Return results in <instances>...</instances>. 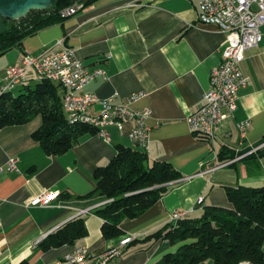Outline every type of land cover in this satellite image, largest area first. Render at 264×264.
<instances>
[{
  "label": "crops",
  "instance_id": "crops-1",
  "mask_svg": "<svg viewBox=\"0 0 264 264\" xmlns=\"http://www.w3.org/2000/svg\"><path fill=\"white\" fill-rule=\"evenodd\" d=\"M200 1L146 0L143 6L128 9L124 0H97L0 56L1 77L24 54L59 50L54 44L63 40L89 70L101 68L106 73L105 80L90 82L86 91L115 103L131 93H143L133 107L150 111L147 156L151 162L169 163L181 175L143 215L121 223L122 236L105 239L103 221L95 211L106 201L86 196L95 187L93 172L113 159L118 145L136 148L127 137L132 124L125 123L123 135L109 127V142L86 134L57 156L46 154L31 137L41 125L39 116L23 125L5 126L0 129V264H57L76 246L88 249L86 264H98L101 254L128 237L131 241L108 264H155L177 247L143 239L171 223L174 212L197 216L205 206L230 208L227 187L264 185V154L258 151L264 147V25L261 43L248 50L241 63L247 84L238 92L233 117L222 120L213 143L189 130L187 118L202 104L209 71L221 63L225 47L224 33L197 23ZM27 77L26 85L14 90L17 95L38 82L32 70ZM245 121L249 126L241 137L237 124ZM224 149L239 154L219 161L218 153ZM11 159L17 171L8 170ZM44 193L61 196L46 207L33 206ZM199 197L203 201L197 205ZM77 219L86 230L83 238L41 249L47 236Z\"/></svg>",
  "mask_w": 264,
  "mask_h": 264
},
{
  "label": "trees",
  "instance_id": "trees-1",
  "mask_svg": "<svg viewBox=\"0 0 264 264\" xmlns=\"http://www.w3.org/2000/svg\"><path fill=\"white\" fill-rule=\"evenodd\" d=\"M97 0H53L45 11H31L27 16L12 21L1 19L0 56L19 47L22 41L39 30L61 22L60 12L74 4L85 7ZM41 125L31 137L48 155H61L76 145L86 134L97 129L85 124H69L64 115L60 87L50 81L37 82L22 93L0 92V129L23 125L35 117ZM264 144V138H263ZM257 147V146H256ZM259 154H264V147ZM239 153L224 149L219 161L231 160ZM181 175L169 163L151 162L146 152L124 145L116 147V155L106 165L93 172L95 187L86 197L98 196L106 203L95 212L102 219L105 239L120 237L126 219H136L160 200L170 189L169 183ZM61 195H57L56 199ZM230 208L205 206L197 216L189 214L176 223L166 224L143 241H166L176 246L173 253L164 255L155 264H240L264 262V185L258 187H227ZM86 234L77 219L47 236L42 250L75 243ZM134 242V241H132Z\"/></svg>",
  "mask_w": 264,
  "mask_h": 264
},
{
  "label": "built area",
  "instance_id": "built-area-1",
  "mask_svg": "<svg viewBox=\"0 0 264 264\" xmlns=\"http://www.w3.org/2000/svg\"><path fill=\"white\" fill-rule=\"evenodd\" d=\"M146 0H124L123 6L128 9L138 8ZM86 7L82 3H74L60 12L61 18L75 16ZM197 23L211 25L225 34V47L222 61L209 71V88L202 95L199 109L187 118L191 133L215 140V132L222 120L233 117L237 108L238 92L247 84V78L241 71V63L248 50L258 46L262 41L261 27L264 25V0H202L198 4ZM54 46L59 50L45 49L37 55L24 54L18 64L8 66L0 77V88H23L30 70L35 79H46L62 89L61 104H65V114L70 119L94 118V114L106 113L122 115V123L105 124L98 122L97 135L109 142L108 128L114 127L123 135L126 122L132 124L127 137L135 146H143L149 150V131L146 120L149 109H136L133 105L143 97L142 92H134L126 96L121 103L111 99H100L94 93L85 90L95 80L106 79L101 68L89 70L78 59L74 51L66 47L63 40ZM98 107L97 110H93ZM249 122L237 124L241 137L244 136ZM9 171H17L15 160H9ZM54 193H44L35 198L33 206L46 207L56 199ZM199 197L197 205L202 204ZM188 215V212L176 211L172 215V223ZM131 241L125 238L120 245L100 255L98 264L108 262L120 254L122 248ZM89 251L85 246H76L65 254L57 264H86Z\"/></svg>",
  "mask_w": 264,
  "mask_h": 264
},
{
  "label": "water",
  "instance_id": "water-1",
  "mask_svg": "<svg viewBox=\"0 0 264 264\" xmlns=\"http://www.w3.org/2000/svg\"><path fill=\"white\" fill-rule=\"evenodd\" d=\"M52 6L53 0H0V18L15 21L31 11H45Z\"/></svg>",
  "mask_w": 264,
  "mask_h": 264
},
{
  "label": "bare ground",
  "instance_id": "bare-ground-1",
  "mask_svg": "<svg viewBox=\"0 0 264 264\" xmlns=\"http://www.w3.org/2000/svg\"><path fill=\"white\" fill-rule=\"evenodd\" d=\"M46 79H36L38 82H42ZM19 89V88H18ZM13 87H2L0 88L1 93L5 92H13ZM62 109L65 114V104H62ZM66 120L69 124H85L92 128L98 129V122H105V124H112V123H122V115L116 114H106V113H97L94 114V118H78V119H70L68 115H65ZM143 152L148 151V149H144L143 146H137ZM240 264H252L250 262H242Z\"/></svg>",
  "mask_w": 264,
  "mask_h": 264
},
{
  "label": "rangeland",
  "instance_id": "rangeland-1",
  "mask_svg": "<svg viewBox=\"0 0 264 264\" xmlns=\"http://www.w3.org/2000/svg\"><path fill=\"white\" fill-rule=\"evenodd\" d=\"M3 29H4V26H3L2 22H1V18H0V31H2ZM17 93H18V91H14L13 95H17Z\"/></svg>",
  "mask_w": 264,
  "mask_h": 264
}]
</instances>
